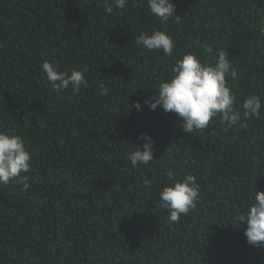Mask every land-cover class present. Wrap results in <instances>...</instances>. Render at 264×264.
Instances as JSON below:
<instances>
[{
	"label": "trees",
	"instance_id": "trees-1",
	"mask_svg": "<svg viewBox=\"0 0 264 264\" xmlns=\"http://www.w3.org/2000/svg\"><path fill=\"white\" fill-rule=\"evenodd\" d=\"M172 2L180 23L162 25L147 0L111 14L106 0H0V131L24 140L32 165L27 191L0 186V264H264L246 224L231 222L264 191V107L246 128L217 117L188 134L174 113L144 103L183 54L215 63L224 49L236 110L252 95L264 105V0ZM153 30L173 38L172 56L134 43ZM45 60L83 71L87 86L52 90ZM142 133L154 159L133 168ZM169 168L200 185L176 223L160 207Z\"/></svg>",
	"mask_w": 264,
	"mask_h": 264
},
{
	"label": "clouds",
	"instance_id": "clouds-1",
	"mask_svg": "<svg viewBox=\"0 0 264 264\" xmlns=\"http://www.w3.org/2000/svg\"><path fill=\"white\" fill-rule=\"evenodd\" d=\"M128 4L129 0H111V3L106 0L105 12L111 14L113 6L123 10ZM147 7L162 25L170 20L180 23L181 18L175 11L172 0H147ZM261 31L264 33V28ZM134 43L149 51L162 50L165 55L172 56L175 41L167 32L153 30L141 31L139 35L134 36ZM203 48L209 54L213 51L207 45ZM41 68L47 82L56 92L64 91L69 86L73 92H79L81 86H87L81 70L61 71L54 62L47 60L42 62ZM171 73L168 79L159 83L156 94L144 103L151 110L160 107L166 113H174L181 121L182 130L188 134L205 130L217 117L226 128H246V121L259 117L264 107L260 97L252 95L243 100L239 111L236 110V97L226 77L235 79L237 72L224 49L216 53L215 63H202L196 54L185 53L176 60ZM100 94H108L103 85H100ZM134 106L138 111L141 109L139 101L135 102ZM212 134H216L215 128L212 129ZM139 139L143 141L142 150L136 147L127 156L133 168L148 165L154 159L152 138L142 133ZM31 167V155L25 148L24 140L18 135L0 131V186L15 182L22 186L23 191H27L29 178L22 173H28ZM166 175L172 183L164 186L159 192L160 207L168 211V221L176 223L182 215H187L197 206L200 185L193 175L176 179L174 168L166 169ZM149 185L150 182L145 181V186ZM231 222L237 226L239 223H245L244 235L247 243L264 247V191L254 190V197L244 211L238 213Z\"/></svg>",
	"mask_w": 264,
	"mask_h": 264
}]
</instances>
